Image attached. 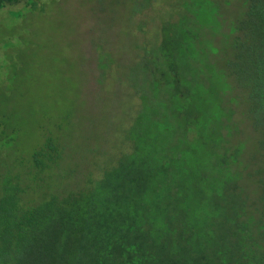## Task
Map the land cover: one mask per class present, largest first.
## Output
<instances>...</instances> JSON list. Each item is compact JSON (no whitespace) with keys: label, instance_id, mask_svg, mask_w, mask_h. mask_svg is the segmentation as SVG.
Returning <instances> with one entry per match:
<instances>
[{"label":"trees","instance_id":"trees-1","mask_svg":"<svg viewBox=\"0 0 264 264\" xmlns=\"http://www.w3.org/2000/svg\"><path fill=\"white\" fill-rule=\"evenodd\" d=\"M186 2L145 54L116 158L51 188L56 129L30 157L37 196L0 166V264H264V0Z\"/></svg>","mask_w":264,"mask_h":264},{"label":"rangeland","instance_id":"rangeland-1","mask_svg":"<svg viewBox=\"0 0 264 264\" xmlns=\"http://www.w3.org/2000/svg\"><path fill=\"white\" fill-rule=\"evenodd\" d=\"M23 5L0 9V143H8L1 146L0 166L23 172L37 196L42 187L37 173H28L30 157L56 129L62 153L48 175L51 188L122 152L145 54L159 38V25L190 6L186 0ZM103 56L116 75L101 83L97 57Z\"/></svg>","mask_w":264,"mask_h":264}]
</instances>
